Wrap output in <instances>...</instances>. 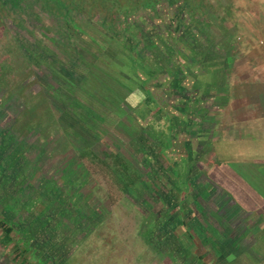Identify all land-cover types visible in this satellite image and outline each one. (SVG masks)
Wrapping results in <instances>:
<instances>
[{"label":"crops","instance_id":"obj_1","mask_svg":"<svg viewBox=\"0 0 264 264\" xmlns=\"http://www.w3.org/2000/svg\"><path fill=\"white\" fill-rule=\"evenodd\" d=\"M245 2L229 18L208 15L195 23L191 34L181 36L183 43L175 36L168 57L155 61L145 53L149 63L171 72L167 82L150 87L151 103L138 98L142 90L128 75L129 81L118 86L120 100H109L106 115L120 122L122 151L114 153L122 166L139 172L118 184L134 192L135 198L124 196L135 202L131 207L153 218L150 238L163 251L153 264H264V58L256 42L264 38V0L258 1L259 12L250 6L255 12L249 15L242 12ZM231 3L224 4L233 8ZM94 100L99 104L96 96ZM120 102L129 108H118ZM164 118L171 123L172 143L166 149L174 170L149 143L161 142L158 131ZM89 127L100 128L96 123ZM116 130L111 128L105 137H118ZM142 178L150 179L149 187ZM75 192L67 195L68 203L76 204L69 218L63 199L48 195L42 201L53 212L51 218H57L54 224L42 220L45 225L38 226L28 220L33 215L0 211V264H59L60 243L50 242V235L59 236L61 225L71 219L81 237L100 218L91 204L93 195ZM113 213L108 210L102 218ZM172 221L177 227L183 221L186 225L175 234ZM36 234L48 237L37 243Z\"/></svg>","mask_w":264,"mask_h":264},{"label":"rangeland","instance_id":"obj_2","mask_svg":"<svg viewBox=\"0 0 264 264\" xmlns=\"http://www.w3.org/2000/svg\"><path fill=\"white\" fill-rule=\"evenodd\" d=\"M189 1L188 4L177 2L181 11L176 13L186 19L180 25L181 33L187 35L192 33L190 30L195 23H201L208 15L216 20L220 16L229 18L235 10L242 9L245 0ZM226 1L232 2L233 8L226 7ZM258 1L246 0L242 12L247 15L255 12L250 10L252 5L259 12ZM67 14L58 13L52 6L42 7L36 0H15L14 4L6 3L0 9V211L33 215L28 220L38 226L45 225L42 220L54 224L57 218H51L53 212L49 209L50 215L42 201L48 195L63 199L61 204L69 218L67 214L76 211V204L68 203L67 195L80 189L85 195H93L95 199L92 198L91 204L100 211V218L81 237L74 232L71 219L69 224L61 225L64 227L60 228L59 236L50 235V242L60 243L59 256L63 259L59 264L157 263L163 251L160 245H153L150 238L153 218L131 207L135 202L128 203L124 196L132 198L134 192L118 184V181L130 180L132 174L138 176L139 172L132 168L130 172L122 170L119 173L121 157L114 151L122 149L118 136L120 122L111 121L112 117L106 114L110 101L120 96L119 84L127 83V78L139 84L142 91L138 98L151 103L150 87L157 82L158 86L159 82H167L171 72L157 63H149L147 56L143 58L144 51L150 58L154 55L155 61L162 59L157 55V48L153 52L152 46L145 48L138 42L133 46L139 51L128 52L124 36H131L134 30L129 23L120 24L124 26L120 31L119 22L106 20V12L98 9L88 14L80 11ZM162 28L158 27L159 33ZM149 29V32H157L155 27ZM41 57H45L44 60ZM129 66H132L130 74L126 70ZM115 86L116 91H113ZM94 96L99 103L96 106ZM118 108L125 111L129 105L120 102ZM161 114L162 109L158 116L162 117ZM162 120L164 123H160L158 131L162 134L161 142L149 143L155 144V149L165 156L167 165L174 170L175 165L166 149L172 143L169 138L171 123L165 118ZM90 123L100 128H90ZM111 128L117 129L118 137H105L106 132L110 135ZM86 147L90 153L79 155ZM103 158L108 164L99 160ZM179 159L184 161L182 157ZM113 166L117 168L112 169ZM165 172L170 173L167 169ZM79 180L82 181L80 186H74ZM142 182L149 187L150 179L142 178ZM58 204L54 201L52 206L57 208ZM85 205L89 210V202ZM108 210L114 213L102 218ZM43 211L46 216H42ZM76 214L79 213L71 215ZM58 221L64 223L62 218ZM172 222L171 231L175 234L186 225L183 221L177 227ZM42 237H35L37 243Z\"/></svg>","mask_w":264,"mask_h":264},{"label":"trees","instance_id":"obj_3","mask_svg":"<svg viewBox=\"0 0 264 264\" xmlns=\"http://www.w3.org/2000/svg\"><path fill=\"white\" fill-rule=\"evenodd\" d=\"M17 1V0H16ZM40 2L42 7H49L56 11L61 12L62 14H67L69 11L75 12H85L88 14L92 9H98L100 12H106V20L110 22L118 21L120 24H128L131 27V36H124L127 38L126 48L128 52H138L139 48L133 46L135 43L138 45H142L145 48H152L153 52L157 48V55L165 56L164 54L169 55L170 48H171V40H174L175 36L176 39L184 42L185 33H181L182 26L180 22L186 19L182 18L181 16H176L177 11L180 12L181 9L178 7L180 0H36ZM188 4L189 0H181ZM15 0H1L0 1V9L4 4L10 3L14 4ZM193 9L192 7H190ZM188 8V11L191 9ZM198 8V7H196ZM68 15V14H67ZM103 15V14H102ZM187 18V17H186ZM105 20V18H102ZM73 27V25H71ZM121 26V25H120ZM162 26V32H158V27ZM153 27H155L156 31L158 32H149ZM120 31H123L124 26L120 27ZM146 37L143 38V37ZM153 36V37H152ZM155 36V37H154ZM152 37V38H151ZM153 42L150 43V42ZM155 41V42H154ZM150 43V44H149ZM152 46V47H151ZM35 47V44H34ZM135 47V48H134ZM151 52V50H150ZM161 52V53H160ZM140 53H142L140 51ZM146 52L143 51L142 56L145 57ZM166 57V56H165ZM45 57H41L44 60ZM2 66V65H1ZM90 153L89 147L82 149L79 155H87ZM103 160V162L108 164V160L103 158L99 159ZM120 163V162H119ZM122 165V164H121ZM125 164L120 170L119 173L121 174L122 170L124 171H131V169H127L124 167ZM113 169V168H112ZM109 167V170H112ZM118 173V174H119ZM135 177V175H130V178ZM124 186L123 188H125Z\"/></svg>","mask_w":264,"mask_h":264},{"label":"built area","instance_id":"obj_4","mask_svg":"<svg viewBox=\"0 0 264 264\" xmlns=\"http://www.w3.org/2000/svg\"><path fill=\"white\" fill-rule=\"evenodd\" d=\"M256 42L261 47L263 58H264V38L259 37Z\"/></svg>","mask_w":264,"mask_h":264}]
</instances>
